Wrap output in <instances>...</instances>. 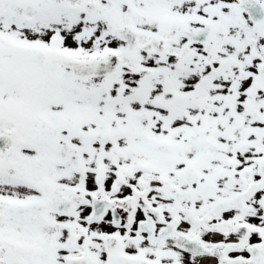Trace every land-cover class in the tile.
<instances>
[{
  "label": "snow or ice",
  "instance_id": "obj_1",
  "mask_svg": "<svg viewBox=\"0 0 264 264\" xmlns=\"http://www.w3.org/2000/svg\"><path fill=\"white\" fill-rule=\"evenodd\" d=\"M0 264H264V0H0Z\"/></svg>",
  "mask_w": 264,
  "mask_h": 264
}]
</instances>
